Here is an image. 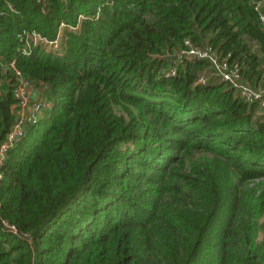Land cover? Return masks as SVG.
Listing matches in <instances>:
<instances>
[{
    "label": "trees",
    "instance_id": "1",
    "mask_svg": "<svg viewBox=\"0 0 264 264\" xmlns=\"http://www.w3.org/2000/svg\"><path fill=\"white\" fill-rule=\"evenodd\" d=\"M259 1L0 0V143L11 63L50 104L1 166L0 264H264L257 103L195 83L206 60L160 58L210 46L264 88ZM60 22L65 52L22 53L21 30Z\"/></svg>",
    "mask_w": 264,
    "mask_h": 264
},
{
    "label": "built area",
    "instance_id": "2",
    "mask_svg": "<svg viewBox=\"0 0 264 264\" xmlns=\"http://www.w3.org/2000/svg\"><path fill=\"white\" fill-rule=\"evenodd\" d=\"M252 1L254 2L255 10L259 11L261 8V1ZM82 18L83 15H80L78 21ZM260 21L264 28V13H260ZM67 28L73 30L77 27H71L64 22H60L54 38H48L34 29L21 30L18 33V40L23 47L21 48L22 53L29 54L33 47L38 46L47 52L62 54L67 47V37L64 31ZM184 43L186 48L180 50L182 54L187 55L188 58L206 60L210 66V73L203 70L197 78V83L204 84L211 76L228 83L239 93L240 97L244 99L245 102L249 104L257 103L258 107L256 116H262V118H264V88H254L244 82L241 78L239 63L236 61H230L229 53L220 56V54L210 46L199 49L192 46L189 40H185ZM11 66L15 70L16 76V84L13 88V94L16 99V117L14 124L6 133L5 139L0 143V178L2 176L1 166L4 162L7 151L23 137L25 128L29 124L35 123L41 117L43 111L50 105L48 100L42 97V91L34 88L32 84L26 81L21 76V73L15 69L13 63H11ZM174 74V68L166 73L167 76ZM1 224L3 228L5 227L11 232L18 234L16 228L9 224L8 221L1 219Z\"/></svg>",
    "mask_w": 264,
    "mask_h": 264
},
{
    "label": "rangeland",
    "instance_id": "3",
    "mask_svg": "<svg viewBox=\"0 0 264 264\" xmlns=\"http://www.w3.org/2000/svg\"><path fill=\"white\" fill-rule=\"evenodd\" d=\"M190 44H191V42H190ZM192 45V44H191ZM193 46V45H192ZM194 47H196V48H199V49H202V48H204V47H206V46H202V47H197V46H194ZM177 55H178V58L180 59V58H183V57H185V56H187V55H185V54H182L181 53V51L180 52H178V53H176ZM188 57V56H187ZM177 58V59H178ZM208 73H210V68L209 69H205ZM201 74V72L198 74V76H197V78L199 77V75ZM195 83H197V79H196V81H195ZM197 84H199V83H197ZM251 104H253V103H251ZM255 115H256V113H255ZM258 180H254V181H252V183H254V182H257ZM251 185H253V184H251ZM260 238H262L261 236H260Z\"/></svg>",
    "mask_w": 264,
    "mask_h": 264
},
{
    "label": "water",
    "instance_id": "4",
    "mask_svg": "<svg viewBox=\"0 0 264 264\" xmlns=\"http://www.w3.org/2000/svg\"><path fill=\"white\" fill-rule=\"evenodd\" d=\"M160 58L168 59V60H176L178 58V55L177 54H166V55L161 56Z\"/></svg>",
    "mask_w": 264,
    "mask_h": 264
}]
</instances>
